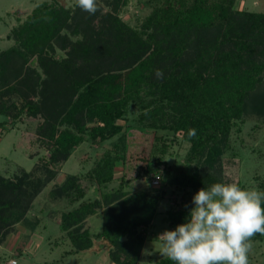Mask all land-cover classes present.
<instances>
[{"label": "trees", "instance_id": "1", "mask_svg": "<svg viewBox=\"0 0 264 264\" xmlns=\"http://www.w3.org/2000/svg\"><path fill=\"white\" fill-rule=\"evenodd\" d=\"M235 3L161 0L138 27L114 14L100 17L96 32L84 19L92 21L99 13L97 3V10L88 13L59 1L42 2L18 19L7 34L12 44L0 50V133L9 130L8 120L11 124L23 115L40 116L38 132L49 143L43 164L48 176L0 174V242L18 222L34 229L28 208L42 187L58 177L47 164H55L60 154L64 158L56 163H62L84 140L77 116L96 119L99 124L90 128L89 137L104 140L121 131L130 106L141 111L139 126L180 134L189 144L184 160L165 164L163 141L160 156L153 157L155 150L134 152L124 135L122 153H103L89 172L98 198L85 197L87 187L76 175L64 174L54 183L49 195L59 211V229L68 234L71 252L91 249L97 237L108 243L115 264L138 263L144 244L140 227L159 214L165 192H129L124 187L130 178L124 174L117 186L109 187L118 161L134 169V178L149 174L151 164L162 165L158 171L167 184L189 189L188 203L165 212L171 228L182 222L192 194L219 182L221 156L236 121L254 116L264 122V12L239 9ZM72 25L84 27L83 39L76 43L86 57L63 35L65 29L78 34ZM56 48L65 52L63 62L53 56ZM88 68H93L92 74ZM192 129L195 135H190ZM166 137L154 134L153 140L168 141ZM96 208H101L102 225L92 235L83 222ZM151 264L173 262L161 255Z\"/></svg>", "mask_w": 264, "mask_h": 264}, {"label": "rangeland", "instance_id": "2", "mask_svg": "<svg viewBox=\"0 0 264 264\" xmlns=\"http://www.w3.org/2000/svg\"><path fill=\"white\" fill-rule=\"evenodd\" d=\"M50 1L52 0H0V50L12 44V40L7 38V34L11 27L18 23V19L23 20L40 3ZM54 1H59L65 7L72 6L76 10L79 9L77 0ZM160 1L127 0L125 5L116 6L113 4L114 0H96L101 8L99 13L92 21H88L87 18L84 20L94 32L100 25V17L107 19V15L114 14L124 19L129 26L138 27L153 6L159 4ZM235 7L264 12V0H236ZM74 27L78 34H70L68 31L70 29H65L63 35L69 44L86 57L88 56L86 50L76 43L77 39H83L81 33L84 27L73 26L72 28ZM52 54L55 58H60L62 62L66 56L65 52L58 48ZM33 65L36 66V62ZM88 71L92 74L93 68H88ZM18 100L17 98L16 101L19 102ZM140 112L138 106H130L123 121L121 120V131L112 137L95 141L89 137V132L90 128L98 125L99 122L91 116H77L76 121L84 126V140L72 148L62 163H56L58 159L64 158L60 154L54 158L55 164H47L50 170L58 172V177L52 178L42 187L28 208L27 218L35 224V227L30 229L29 225L21 222L14 225L12 231L0 242V264H9L8 260L10 259H15L16 264H115L109 255L110 246L105 240L97 237L92 238L91 249L71 252L72 243L68 234L59 229V211L51 202L49 194L54 183L60 182L64 174H73L78 177L82 185L87 187L86 198H98L95 193V185L88 180L89 172L94 170L97 159L103 153L110 152L112 155L122 153L124 135L127 140L130 138L129 144L135 147L131 148L134 152L141 151L144 154L155 150L152 154L153 157L160 156L159 149L163 141L166 143L165 152L161 154L163 162L172 166L182 162L189 144L181 139L180 134L173 135L169 130L156 129L152 131L148 127L139 126ZM42 121L40 116L26 115L15 119L11 124L10 120L7 121L8 125L5 124V126L9 130H3L0 133V174L10 177L24 171L30 172L34 177L48 176L43 164L48 159L49 143H45V139L38 132L39 124ZM154 134L167 136L166 139L169 140L155 141L153 140ZM159 168H162V165L155 167L154 164H151L149 174L134 178V169L125 168L118 161L114 179L109 185V187L117 186L120 176L124 174L126 178H130L129 183L124 187L129 192L140 190L157 192L161 189L165 192L158 207L159 214L155 215L148 225L140 227V232L144 236V244L137 264H151L161 256L160 242L157 236L164 229L171 228L165 220V212L188 203L185 193L189 189H180L167 184V178L163 172L158 171ZM218 168L220 170L219 182H235L244 187L261 190L264 183V122L254 116L237 120L231 130ZM156 174L161 177L160 183L152 186L150 176ZM30 178L28 182H31ZM189 205L191 206V201H189ZM100 210L101 208H96L83 222V227L92 235L97 233L102 225ZM249 242L251 245L248 253L249 264H264V234H254Z\"/></svg>", "mask_w": 264, "mask_h": 264}, {"label": "clouds", "instance_id": "3", "mask_svg": "<svg viewBox=\"0 0 264 264\" xmlns=\"http://www.w3.org/2000/svg\"><path fill=\"white\" fill-rule=\"evenodd\" d=\"M77 6L97 10L96 0H77ZM256 233L264 234V190L213 182L198 188L182 222L157 238L160 254L173 264H249V241Z\"/></svg>", "mask_w": 264, "mask_h": 264}, {"label": "built area", "instance_id": "4", "mask_svg": "<svg viewBox=\"0 0 264 264\" xmlns=\"http://www.w3.org/2000/svg\"><path fill=\"white\" fill-rule=\"evenodd\" d=\"M160 175L159 174H156V175H153L152 177H151V180H150V183H151V185L152 186H156V185H158L159 183H160ZM8 263L9 264H16V260L15 259H10V260H8Z\"/></svg>", "mask_w": 264, "mask_h": 264}]
</instances>
